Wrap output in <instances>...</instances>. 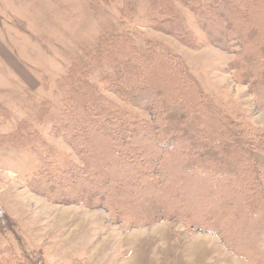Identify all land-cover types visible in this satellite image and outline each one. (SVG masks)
Listing matches in <instances>:
<instances>
[{"label": "trees", "instance_id": "1", "mask_svg": "<svg viewBox=\"0 0 264 264\" xmlns=\"http://www.w3.org/2000/svg\"><path fill=\"white\" fill-rule=\"evenodd\" d=\"M89 1L102 6L113 0ZM122 1L119 15L126 22L137 7L133 0ZM182 5L199 31L186 30L176 0H153L156 16L148 27L188 48L212 46L233 56L235 80L264 112V0H182ZM80 49L82 58L55 80L57 100L42 99L33 120L59 103L51 134L61 136L81 163L50 152L41 132L32 129L33 120H22L4 137L32 148L39 166L29 190L53 204L105 210L112 222L130 228L180 221L218 237L234 255L264 264V133L240 128L177 56L150 41L140 50L131 32L106 30ZM120 60L128 64L118 77L103 88L91 82L104 63ZM124 104L149 118L131 116ZM197 175L204 187L192 196L187 190ZM4 230L14 232L15 224L0 206L1 235ZM7 249L0 254L5 264H35L29 255Z\"/></svg>", "mask_w": 264, "mask_h": 264}, {"label": "rangeland", "instance_id": "2", "mask_svg": "<svg viewBox=\"0 0 264 264\" xmlns=\"http://www.w3.org/2000/svg\"><path fill=\"white\" fill-rule=\"evenodd\" d=\"M44 1L32 0L38 3L39 11L29 13L30 18L25 17L28 13L20 12L4 25V29L8 26L18 36V43L23 42L16 48L21 53L19 56L28 54L27 59L20 60L36 83L31 79V86H26L22 79L8 77L11 85L5 81L7 92H0V206L15 224L14 232L4 230L0 234V254L10 248L6 250L8 253L27 254L35 264H254L229 252L218 237L194 231L180 221L130 228L126 222H112L105 210L53 204L29 190L28 182L39 166L32 148L6 141L4 137L15 132L22 120H33L41 109L42 99L57 100L55 80L67 74L72 60L82 58L81 47L95 44L98 36L110 29L133 33L142 51L150 41L159 50L177 56L181 66L196 79L217 108L240 128L264 133V112L257 108L249 89L239 84L230 70L233 56L212 46L191 49L174 37L149 28L148 20L156 16L151 10L153 0H133L137 10L126 22L119 15L122 0L102 6H94L89 0H54L63 10L60 18L66 23L64 27L40 25L43 14L40 3ZM32 2L20 0L18 10L28 5L33 7ZM176 5L186 30L199 31L182 0H176ZM127 64L125 60L117 64L106 62L90 80L103 88L124 72ZM45 76L50 77L47 83ZM19 100L22 101L18 104ZM124 106L133 117L149 118L145 111ZM49 110L40 121H32V129L41 132L50 152L67 153L81 163L61 136L51 134L60 117V104L52 105ZM173 175L182 181L181 172L175 169ZM189 183L192 188L187 192L192 196L204 187L203 178L198 175ZM0 264H5L1 255Z\"/></svg>", "mask_w": 264, "mask_h": 264}, {"label": "crops", "instance_id": "3", "mask_svg": "<svg viewBox=\"0 0 264 264\" xmlns=\"http://www.w3.org/2000/svg\"><path fill=\"white\" fill-rule=\"evenodd\" d=\"M20 0H0V92H7V89L4 87L5 81L8 80V77L11 79L18 78L22 79L26 86H29V80L36 81L31 78L27 72V67L21 62L22 59H27L28 54H22L19 56V51L17 50V46H20L23 42L18 43V36L11 30H8V26L4 29V25L7 21H11L14 18V14L18 16V13H28L25 17H29V13H35L39 11L38 3L32 2L33 7L30 8V5L20 8L19 4H17ZM36 4V5H35ZM42 6L43 14L42 21L40 23L41 26H45L47 24H58L61 27L66 25L63 18H60L63 10L56 4L54 0H45L43 3H40ZM27 20L26 18H23ZM29 84V85H28ZM11 85V84H10ZM13 85V84H12ZM31 86V85H30ZM12 88V87H10ZM5 95H9L5 93ZM15 97V96H14ZM16 101V100H15ZM22 100L18 101V104ZM17 102V101H16Z\"/></svg>", "mask_w": 264, "mask_h": 264}]
</instances>
